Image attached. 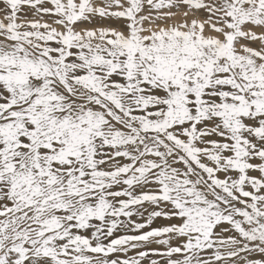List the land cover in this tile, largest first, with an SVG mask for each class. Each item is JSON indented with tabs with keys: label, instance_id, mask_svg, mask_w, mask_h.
I'll return each instance as SVG.
<instances>
[{
	"label": "snow or ice",
	"instance_id": "6c2138e0",
	"mask_svg": "<svg viewBox=\"0 0 264 264\" xmlns=\"http://www.w3.org/2000/svg\"><path fill=\"white\" fill-rule=\"evenodd\" d=\"M0 264H264V0H0Z\"/></svg>",
	"mask_w": 264,
	"mask_h": 264
}]
</instances>
